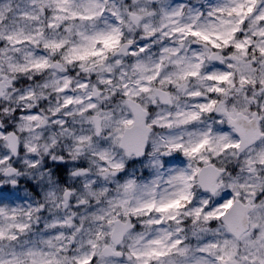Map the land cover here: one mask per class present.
<instances>
[{"label": "clouds", "instance_id": "clouds-1", "mask_svg": "<svg viewBox=\"0 0 264 264\" xmlns=\"http://www.w3.org/2000/svg\"><path fill=\"white\" fill-rule=\"evenodd\" d=\"M165 234L264 264V0H0V264Z\"/></svg>", "mask_w": 264, "mask_h": 264}, {"label": "snow or ice", "instance_id": "snow-or-ice-1", "mask_svg": "<svg viewBox=\"0 0 264 264\" xmlns=\"http://www.w3.org/2000/svg\"><path fill=\"white\" fill-rule=\"evenodd\" d=\"M196 35V33H193ZM220 79H226V77H220ZM167 207H172V205H168ZM230 207V204H225L224 208ZM166 209L164 207L157 209V211L163 212ZM240 229H244L243 221L240 224ZM181 243V241L177 238L176 240H171V238L165 234L160 238H156L151 241V243L144 248L143 251L136 253L133 252V257L137 261H142V264H168L167 258L171 255L172 250L176 249L177 246ZM211 247H215L214 243L210 242ZM206 255V249L200 250V260L202 261L203 257ZM221 259H223L221 257ZM83 264H95V258L93 257L91 260L83 261ZM200 264V261H198Z\"/></svg>", "mask_w": 264, "mask_h": 264}]
</instances>
